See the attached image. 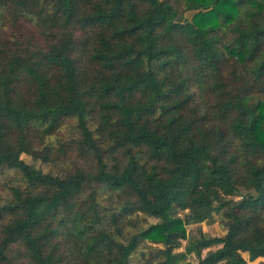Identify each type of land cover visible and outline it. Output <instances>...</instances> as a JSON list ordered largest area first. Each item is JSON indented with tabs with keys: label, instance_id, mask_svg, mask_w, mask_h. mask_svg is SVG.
<instances>
[{
	"label": "trees",
	"instance_id": "16d2710c",
	"mask_svg": "<svg viewBox=\"0 0 264 264\" xmlns=\"http://www.w3.org/2000/svg\"><path fill=\"white\" fill-rule=\"evenodd\" d=\"M8 171L0 264H264V0H0Z\"/></svg>",
	"mask_w": 264,
	"mask_h": 264
},
{
	"label": "rangeland",
	"instance_id": "374dc122",
	"mask_svg": "<svg viewBox=\"0 0 264 264\" xmlns=\"http://www.w3.org/2000/svg\"><path fill=\"white\" fill-rule=\"evenodd\" d=\"M194 13L195 12L187 13V17L189 19H191ZM23 27H24V30L26 29L29 33H32L36 38H38V35H36L33 27L30 24L24 23ZM23 27H22V30H23ZM8 29H9L8 31L10 33L13 30L11 25H8ZM60 132L62 133L63 136H66V137L72 135V133L75 132V124H74V122L63 125V127L61 128ZM22 158L28 164L34 165L36 168L43 170L44 173L52 172L53 174H61V173H63V171L67 167L66 164H60V165L44 164V163H42L40 161H34L33 158H31L30 156H27V155H23ZM10 176L11 177H16L17 175H16V173L14 171H8L7 174H5L4 176L0 177V180L5 179L6 177H10ZM102 199H103V197L101 198V200ZM102 203H103V205H108V202L105 199L102 200ZM222 218H223V216H222L221 213H216L214 215L212 221L202 223L200 225V227L202 228L204 233H206L208 236H212V237L223 236L226 231H225L223 225L221 224ZM147 222L149 224H155L158 221L156 219L149 218ZM148 223H145V226ZM196 227L197 226H191L188 229L190 231H192L193 229H196ZM212 249L214 250L215 248H212ZM183 250H184V248L180 249L179 251H183ZM244 255H245L246 259H249L248 254H244ZM191 261H192L193 264H198V262L196 261L195 258H191ZM259 261H261V260H258L256 262H254L253 264H257Z\"/></svg>",
	"mask_w": 264,
	"mask_h": 264
}]
</instances>
